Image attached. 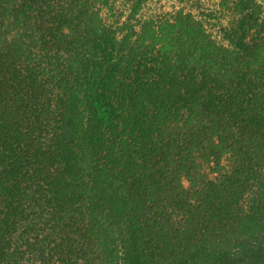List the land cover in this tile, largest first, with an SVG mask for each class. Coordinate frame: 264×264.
Here are the masks:
<instances>
[{
  "label": "trees",
  "instance_id": "1",
  "mask_svg": "<svg viewBox=\"0 0 264 264\" xmlns=\"http://www.w3.org/2000/svg\"><path fill=\"white\" fill-rule=\"evenodd\" d=\"M147 1L0 0V264H264V0Z\"/></svg>",
  "mask_w": 264,
  "mask_h": 264
},
{
  "label": "rangeland",
  "instance_id": "2",
  "mask_svg": "<svg viewBox=\"0 0 264 264\" xmlns=\"http://www.w3.org/2000/svg\"><path fill=\"white\" fill-rule=\"evenodd\" d=\"M182 7L190 8L198 17H212L209 14L213 13L216 9L214 0H194L189 2L187 6L181 0H150L147 1L142 11V16L148 19H155L162 17H169L175 14L176 11ZM209 31L214 37H219V27L213 26L215 19L208 20ZM206 170L209 171V166H206ZM214 175V174H210ZM185 184L188 186L189 181L185 179Z\"/></svg>",
  "mask_w": 264,
  "mask_h": 264
}]
</instances>
